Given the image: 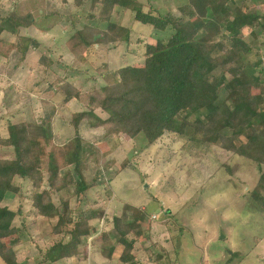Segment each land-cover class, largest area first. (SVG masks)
Returning <instances> with one entry per match:
<instances>
[{"label":"rangeland","instance_id":"374dc122","mask_svg":"<svg viewBox=\"0 0 264 264\" xmlns=\"http://www.w3.org/2000/svg\"><path fill=\"white\" fill-rule=\"evenodd\" d=\"M139 1L147 9L178 15V6L187 0ZM221 1L227 7L244 4L248 11L264 15V0ZM10 10L20 17L31 15L34 24L15 33L5 31L3 36L15 42L18 49L20 35L35 41L24 59L18 50L0 57L2 136L8 135V122L18 120L30 123L34 133L52 134L58 144L76 136L72 117L85 106L77 100L64 105L63 93L57 90L59 84L47 82L54 83L60 77L61 84L68 82L83 93L98 89L104 85L106 67L115 70L143 63L145 43L154 40L150 25L119 8L114 20L131 27V42L92 46L84 64L70 52L67 41L86 23L103 26L88 17L89 11L98 13L99 6L91 9L89 1L77 6L74 0H0V23ZM170 33L162 34L163 39ZM241 37L252 49L244 58L245 69L253 78L260 77L258 68L252 65L259 59L264 63V19L243 28ZM234 67L222 74L223 81L232 76ZM212 73L220 75V68ZM254 87L260 90L258 85ZM226 94L223 88L220 99ZM42 98L49 100L47 106ZM52 101L58 105L57 112L53 121L44 123L52 113ZM96 112L107 117L100 109ZM204 116L202 111L192 112L188 119ZM79 133L96 148L85 172L87 181L94 185L84 197L73 198L71 207L76 217L90 219L95 229L83 239L76 256L55 264H123L119 255L124 246L113 226L114 217L125 221L137 217L145 229L133 250L135 264H264V209L253 198V193L259 192L256 185L261 174L256 162L221 147L216 137L196 142L167 131L149 144L143 134L135 138L107 137L103 128L90 129L83 123ZM0 156L13 157L12 148L0 147ZM15 183L20 191L7 194L2 204L20 211L15 219L20 232L3 244L4 248L14 247L20 262L30 259L34 263L39 250L44 251L63 236L52 234L57 218L48 220L33 206L32 196L41 189H35L25 178L17 177ZM47 184L46 180L44 187ZM53 200L60 205L56 193ZM0 264H4L1 258Z\"/></svg>","mask_w":264,"mask_h":264},{"label":"trees","instance_id":"16d2710c","mask_svg":"<svg viewBox=\"0 0 264 264\" xmlns=\"http://www.w3.org/2000/svg\"><path fill=\"white\" fill-rule=\"evenodd\" d=\"M86 1L91 9L99 6V12L89 11L88 17L103 26L86 23L70 36L68 47L77 61L85 64L92 46L131 42V27L114 20L119 8L131 11L136 21L150 25L154 40L145 43L143 63L115 70L106 67L102 75L104 85L98 89L83 93L68 82L61 84L60 77L54 83L47 82L59 84L57 90L63 93L64 105L77 100L85 106L72 117L76 136L58 144L52 134L34 133L26 120L10 121L8 135L0 133V147L12 148L14 154L0 156V258L4 264H55L72 258L79 253L83 239L95 229L90 219L76 217L71 207L73 198L84 197L94 185L87 181L85 172L96 148L80 135L82 123L90 129L103 128L107 137L135 138L143 134L149 144L167 131L189 136L196 142L216 137L221 147L259 165L261 174L256 185L259 192L253 193V198L264 209V83L260 82L264 80V63L259 59L252 65L258 68L260 77L253 78L247 73L244 58L252 49L241 37L243 28L258 25L264 15L248 11L244 4L232 3L227 7L221 0H187L178 6V15L147 9L139 0H74V3L82 6ZM32 24L31 15L20 17L14 10L6 14L0 23V57L6 58L18 50L21 59L25 58L35 40L20 35L18 49L3 33H15ZM168 31L169 37L163 39L162 34ZM232 65L235 66L230 70L232 76L223 81L222 74ZM218 67L220 75L212 73ZM223 88L227 94L220 99ZM42 100L47 106L49 100ZM50 106L52 113L44 123L53 121L57 112V103L52 101ZM97 109L107 117L97 114ZM199 111L205 113L203 118L188 119L190 113ZM17 177L28 179L35 189H41L32 196L33 206L42 217L57 218L52 234L63 236L44 251L39 250L34 263L30 259L20 262L14 247L4 248L3 244V240L20 232L15 224L20 211L2 204L7 194L20 191L15 183ZM46 180L48 186L44 187ZM54 193L59 196V206L53 200ZM132 210L136 215L137 209ZM136 218L113 219L124 246L119 255L123 264H135L133 250L137 238L145 234ZM131 233L133 238L128 237Z\"/></svg>","mask_w":264,"mask_h":264}]
</instances>
